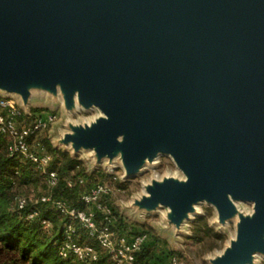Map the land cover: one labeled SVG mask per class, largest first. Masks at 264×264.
<instances>
[{
  "label": "water",
  "instance_id": "95a60500",
  "mask_svg": "<svg viewBox=\"0 0 264 264\" xmlns=\"http://www.w3.org/2000/svg\"><path fill=\"white\" fill-rule=\"evenodd\" d=\"M34 92L102 117L64 135L74 154L119 158L135 176L170 156L186 179L138 203L180 232L196 205L222 224L253 206L212 264L264 256V0H0V93Z\"/></svg>",
  "mask_w": 264,
  "mask_h": 264
},
{
  "label": "rangeland",
  "instance_id": "374dc122",
  "mask_svg": "<svg viewBox=\"0 0 264 264\" xmlns=\"http://www.w3.org/2000/svg\"><path fill=\"white\" fill-rule=\"evenodd\" d=\"M0 95L15 99L23 108V103L18 97L6 93H0ZM28 107L29 111H47L57 115L56 122L43 134V139H47L54 149L67 152L82 163V169L86 173L82 186L87 191L97 183L105 184L112 190V194L107 199L108 203L125 221L128 229L150 234V243L154 245L156 256L172 253L186 264H212V260L222 255L236 239L240 220L253 213L251 204L236 203L237 215L222 224L216 208L207 202H200L196 205L198 213L186 220L180 227V232L177 233L175 228L166 226L165 219L169 214L168 208L160 207L152 213H146L139 211L137 207V203L147 195V187L154 181L174 178L183 182L186 179L184 173L170 156H158L153 164H146L135 176L129 177L117 157L112 160L103 158L98 161L93 156V150H82L78 154H74L71 146L61 144L64 135L75 134L77 127L86 128L101 118L103 115L97 108L86 110L79 107L69 111L66 109L60 93L57 97H53L44 92H34ZM38 192L39 195L50 194L44 176L41 179ZM19 194L18 197L26 198L32 195L38 196L32 188L25 187ZM198 219H203V221L199 223ZM197 224L203 229L208 226L214 234H219L220 238H215L212 235L209 242L195 239L194 229ZM77 228L81 240L86 232L80 226ZM212 241L215 246H212ZM84 242L94 243L86 240ZM165 262L167 263L166 259ZM255 264H264V256L257 254Z\"/></svg>",
  "mask_w": 264,
  "mask_h": 264
},
{
  "label": "built area",
  "instance_id": "2783aa9c",
  "mask_svg": "<svg viewBox=\"0 0 264 264\" xmlns=\"http://www.w3.org/2000/svg\"><path fill=\"white\" fill-rule=\"evenodd\" d=\"M24 116L30 117V121L22 119ZM56 120L55 113H26L15 99L0 95V133L9 139V152L32 163L46 179L50 192L57 187L59 176L56 171L51 170L53 158L39 137L47 132ZM79 182L83 184V178ZM74 184V181L70 180L68 187H73ZM111 194L112 190L105 184H95L81 196L82 202L88 207L86 211L71 208L64 199H53L51 193L40 197H17L16 207L24 211L27 206L33 205L26 219L34 221L39 217V204L51 203L53 208L76 222L94 242H81L77 225L66 223L58 247V254L63 259L74 258L81 264H142L139 254L151 245V236L148 232L117 234V220L113 208L106 200ZM41 225L46 230L52 227L47 219L41 220ZM166 260L167 263L152 259L146 264H186L175 255L168 256Z\"/></svg>",
  "mask_w": 264,
  "mask_h": 264
},
{
  "label": "trees",
  "instance_id": "16d2710c",
  "mask_svg": "<svg viewBox=\"0 0 264 264\" xmlns=\"http://www.w3.org/2000/svg\"><path fill=\"white\" fill-rule=\"evenodd\" d=\"M31 113L36 114L38 111H31ZM22 119L26 122L30 121V117L27 116ZM39 139L42 140L47 152L53 158L51 170L56 171L59 176L57 187L50 192L53 199H64L71 208L88 210L81 200L83 193L87 192L79 182L86 176L82 163L69 153L54 149L47 139H43V135ZM8 147L9 139L0 133V264H81L74 258L63 259L58 254L64 225L73 223L78 226L76 222L53 208L51 203L39 204V217L34 221L26 219L33 205L27 206L24 211L18 210L17 207L14 208L16 198L20 195L22 188H32L37 194L39 193L38 189L43 175L35 169L32 163L23 160L18 155H12ZM70 180L75 183L73 187H68ZM40 196L43 195L38 194L37 197ZM113 213L117 220L115 230L119 235L136 233L135 230L128 229V225L114 209ZM43 219L51 222V229H43L41 225ZM202 221L203 219L197 220L199 223ZM196 226L195 239L209 242L212 235L220 238V235L214 234L208 226L204 229L198 224ZM84 240L92 242L87 233L82 236L81 242ZM212 244L215 246L213 241ZM154 252L153 244L146 247L139 254L140 262L146 264L152 259L165 262L168 256H173L172 253L156 256Z\"/></svg>",
  "mask_w": 264,
  "mask_h": 264
},
{
  "label": "bare ground",
  "instance_id": "6f19581e",
  "mask_svg": "<svg viewBox=\"0 0 264 264\" xmlns=\"http://www.w3.org/2000/svg\"><path fill=\"white\" fill-rule=\"evenodd\" d=\"M195 212H198L197 208H195Z\"/></svg>",
  "mask_w": 264,
  "mask_h": 264
}]
</instances>
